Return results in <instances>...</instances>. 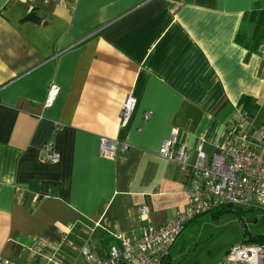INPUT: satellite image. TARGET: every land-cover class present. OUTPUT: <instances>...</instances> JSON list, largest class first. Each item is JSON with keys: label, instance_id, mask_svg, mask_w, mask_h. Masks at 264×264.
I'll use <instances>...</instances> for the list:
<instances>
[{"label": "crops", "instance_id": "obj_1", "mask_svg": "<svg viewBox=\"0 0 264 264\" xmlns=\"http://www.w3.org/2000/svg\"><path fill=\"white\" fill-rule=\"evenodd\" d=\"M254 9L264 0H0V258L85 264L81 247L102 257L116 234L140 233L139 206L154 226L183 211L182 174L158 148L176 129L209 157L240 99L264 98ZM101 138L126 149L102 157Z\"/></svg>", "mask_w": 264, "mask_h": 264}, {"label": "built area", "instance_id": "obj_2", "mask_svg": "<svg viewBox=\"0 0 264 264\" xmlns=\"http://www.w3.org/2000/svg\"><path fill=\"white\" fill-rule=\"evenodd\" d=\"M51 1H63L74 8L78 0H43L44 3ZM259 51L264 60V46ZM56 93V85L51 84L45 107L52 104ZM135 107L136 98L127 94L120 107L121 123L129 120ZM148 118L147 113L145 119ZM250 121L247 110H236L223 140L214 145L209 157L202 150L201 142L196 145L193 155V149L179 143L178 131L172 129L157 153L178 166L184 180L185 209L165 224L154 226L147 209L139 206L138 216L144 222L140 233L130 236L116 234L119 245H111L102 257L95 255L88 246L81 247L85 264H164L186 226L197 217L212 214L221 207L264 209V125L252 127ZM125 149L124 144L107 138L99 141V155L105 158ZM41 159L50 163L58 160L53 140L43 144ZM0 264L17 263L0 258ZM217 264H264V243L247 240L232 244Z\"/></svg>", "mask_w": 264, "mask_h": 264}, {"label": "rangeland", "instance_id": "obj_3", "mask_svg": "<svg viewBox=\"0 0 264 264\" xmlns=\"http://www.w3.org/2000/svg\"><path fill=\"white\" fill-rule=\"evenodd\" d=\"M257 105L251 125H264V98ZM214 213L201 215L186 226L172 253L173 264H216L232 244L264 237L261 207H221ZM25 259L19 263L29 264Z\"/></svg>", "mask_w": 264, "mask_h": 264}, {"label": "trees", "instance_id": "obj_4", "mask_svg": "<svg viewBox=\"0 0 264 264\" xmlns=\"http://www.w3.org/2000/svg\"><path fill=\"white\" fill-rule=\"evenodd\" d=\"M260 16L262 18V16H264V13H262L259 9H254L250 12V14L246 15V20L249 23H253L254 26L252 36L248 40V43H251L253 45H257L260 41L264 40V26H262L261 24L262 19H260ZM26 19L39 22V19L37 17H34L32 14H30ZM246 46L249 47L250 45L246 44ZM257 107H258L257 102L253 98L243 97L240 99L239 108L247 110L251 118L254 116ZM214 214L215 213H212L213 216ZM250 241L264 243V237L259 236L256 238H251Z\"/></svg>", "mask_w": 264, "mask_h": 264}]
</instances>
